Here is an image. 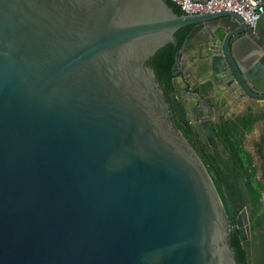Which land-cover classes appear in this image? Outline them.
I'll return each mask as SVG.
<instances>
[{
  "label": "water",
  "instance_id": "1",
  "mask_svg": "<svg viewBox=\"0 0 264 264\" xmlns=\"http://www.w3.org/2000/svg\"><path fill=\"white\" fill-rule=\"evenodd\" d=\"M187 25L168 96L150 59ZM196 37L194 73L182 58ZM231 93L264 101V15L248 26L167 0H0V264H240L175 120L206 142ZM235 221L250 257L248 210Z\"/></svg>",
  "mask_w": 264,
  "mask_h": 264
},
{
  "label": "trees",
  "instance_id": "2",
  "mask_svg": "<svg viewBox=\"0 0 264 264\" xmlns=\"http://www.w3.org/2000/svg\"><path fill=\"white\" fill-rule=\"evenodd\" d=\"M167 2L177 14H183V10L176 3L171 0H167ZM193 28L194 25L180 28L176 33L178 44H167L150 59V64L155 68L168 96L174 91L172 69L176 62V55ZM191 44L192 41L187 44V49L191 47ZM263 117L264 111L261 114H254L249 111L236 118L221 120L216 125L215 133L218 141L223 145L224 151L222 154L217 151L215 155L208 153L206 144L199 139L198 133L191 124L183 125L175 118L178 128L190 141L206 165L219 191L226 212L233 221L244 204L248 202L252 204L253 216L258 207L262 206L264 183L257 178L258 168L253 162V157L244 148V137L253 128L258 118ZM223 156L226 158L223 159ZM216 159H220L225 168L217 163ZM230 241L236 250L237 259L245 258V251L242 249L240 239L233 231Z\"/></svg>",
  "mask_w": 264,
  "mask_h": 264
},
{
  "label": "crops",
  "instance_id": "3",
  "mask_svg": "<svg viewBox=\"0 0 264 264\" xmlns=\"http://www.w3.org/2000/svg\"><path fill=\"white\" fill-rule=\"evenodd\" d=\"M199 36V35H198ZM200 36H202V35H200ZM200 48L197 46V44L195 43V42H192V44H191V47H189L187 50H186V52H185V54H184V56H183V58H182V63H183V65H185V67H188V68H191L192 70H194V73H196V70H195V63L197 62V60H198V53L200 52V50H199ZM204 53H205V49H204ZM196 75V74H195ZM226 95V93H224V96ZM232 95V96H231ZM228 96V98H231L232 100H231V105H233V104H235L234 106H232L229 110H228V112H226V114H221V116L220 117H217V114L216 113H214L213 114V116H212V119H214L215 121V128H216V125L221 121V120H223V119H227L228 118V115H231L230 113L232 112V111H234L235 110V108H237V110H239L242 106H244V105H246V101H245V99L244 100H242V101H237V102H235V101H233V99H235L234 98V96H236V94L235 93H231L230 95L228 94L227 95ZM237 97V96H236ZM250 100V99H249ZM253 100V99H252ZM249 102V101H248ZM247 102V105H249L250 103H248ZM254 102V104L253 103H251V104H253V105H256V106H259V109H257V110H255L254 108H253V105H250L249 106V108H248V111L246 112V113H248L249 111H252L254 114H261L263 111H264V101H258V100H255V101H253ZM220 114V113H219ZM245 113H243V114H240L239 116H242V115H244ZM222 116H224V117H222ZM219 120V122H216V121H218ZM209 134H210V132L208 133V136H209ZM260 139H264V117L263 118H258V120L256 121V123L254 124V126H253V129H252V132L249 134V136H248V139L246 140V142H244V148H245V150L253 157V162H254V164L256 165V167L259 169V168H261V164L263 163V160H262V158H264V157H262V155L264 156V149H263V151L261 152V151H259V153H260V155L258 156V155H256V153H255V143L257 142L258 144H260V145H264V144H262L259 140ZM262 199H264V189H263V191H262ZM261 199V200H262ZM262 209H263V207H262Z\"/></svg>",
  "mask_w": 264,
  "mask_h": 264
},
{
  "label": "built area",
  "instance_id": "4",
  "mask_svg": "<svg viewBox=\"0 0 264 264\" xmlns=\"http://www.w3.org/2000/svg\"><path fill=\"white\" fill-rule=\"evenodd\" d=\"M184 14L199 15L219 11L238 13L248 26H254L264 15V0H171Z\"/></svg>",
  "mask_w": 264,
  "mask_h": 264
},
{
  "label": "flooded vegetation",
  "instance_id": "5",
  "mask_svg": "<svg viewBox=\"0 0 264 264\" xmlns=\"http://www.w3.org/2000/svg\"><path fill=\"white\" fill-rule=\"evenodd\" d=\"M198 37H200V35L198 36ZM198 37H196V39H197V41H196V44H197V46L199 47V44L198 43H200V41L198 40ZM195 39V40H196ZM244 100V99H243ZM247 99H245V101H246ZM194 102H195V100L194 99H191V101H190V104H194ZM233 105H235V104H233ZM231 106L232 105H230V107H229V109L231 108ZM223 112V111H222ZM228 112V111H227ZM226 113V112H225ZM218 114H219V112H218ZM188 120H190V118H188ZM208 137V136H207ZM209 137H210V134H209ZM200 139V138H199ZM207 139V138H206ZM248 139V138H247ZM246 139V140H247ZM201 140V139H200ZM202 141V140H201ZM202 142H204V141H202ZM204 144H207L206 142H204ZM263 149H264V145H260L259 144V151H263ZM264 154V153H263ZM262 157H264L263 155H262ZM262 160H263V163L261 164V168H259V169H257V178L259 179V180H261L262 181V183H264V158H262ZM258 170L260 171L261 170V174H262V178L259 176V174H258ZM247 209L248 210V217H249V223H250V226H249V228L247 229V228H245V226H244V228H245V236H246V241L249 243V245H250V252H251V256L250 257H248V255H247V252L243 249V247H242V249L245 251V258H241L240 257V259H237L238 260V262L240 263V264H254V261L255 260H262L263 259V252H261L260 251V249H257L256 250V252H254V248H255V246H254V244L253 243H250L251 242V240H252V232L253 231H256V229H263V226H264V224H263V222H262V220H261V216L260 217H254L253 216V206H252V204L250 205V202H248V203H246V204H244V206H243V208L240 210V211H238V213L235 215V220H236V218H238L239 216H240V214H241V211L243 210V209ZM263 211V210H262ZM233 221L232 222V224H231V232L233 231V233L234 234H237L238 235V237H239V239H240V242H241V246H242V233H240V232H236L238 229H239V227H238V225H237V223H236V221ZM263 232V231H262ZM262 235H263V238H264V232L262 233ZM254 252V253H253ZM259 254V257L258 258H254V255L255 254ZM236 257H237V254H236Z\"/></svg>",
  "mask_w": 264,
  "mask_h": 264
},
{
  "label": "rangeland",
  "instance_id": "6",
  "mask_svg": "<svg viewBox=\"0 0 264 264\" xmlns=\"http://www.w3.org/2000/svg\"><path fill=\"white\" fill-rule=\"evenodd\" d=\"M196 41H197V39L196 40H194L193 42H195L196 43ZM249 101V102H248ZM253 101H255L254 99L252 100V99H247L246 100V105H244V106H242L239 110H237V108H235V110L234 111H232L230 114L231 115H228V118L227 119H232V118H236V117H238L240 114H243V113H246L247 111H248V108H249V106L250 105H253L254 104V102ZM247 102L248 103H250L249 105H247ZM251 103H253V104H251ZM230 105H231V102H230ZM232 106H234V105H232ZM231 106V107H232ZM253 108L255 109V110H257V109H259V106H256V105H253ZM214 113H216L217 114V117H220L221 115L220 114H218V112H214ZM224 114V113H223ZM222 114V115H223ZM226 114V113H225ZM211 116H213L212 114H211ZM222 117H224V116H222ZM178 119V118H177ZM178 121L181 123V124H183L184 125V123H182L179 119H178ZM213 121H215L214 119H213ZM216 122H219V120L218 121H216ZM215 123V122H214ZM220 123V122H219ZM215 125V124H214ZM253 129V128H252ZM252 129L245 135V137H244V142H246V139L248 138V136H249V134L252 132ZM206 149H207V151H208V153H210V154H213V155H215L216 154V152L218 151V153H220V154H222L223 153V151H224V147H223V145L218 141V139H217V136H216V133H215V131L212 129V130H210V137L208 136L207 137V139H206ZM226 157L225 156H223V159H225ZM217 161V163H219L223 168H225V166L223 165V163H222V161L219 159H216ZM262 172H261V170L259 171L258 170V174H259V176L262 178V174H261ZM262 206H260V207H258V209H257V211H256V213L254 214V217H256V216H258V217H260L261 215H262Z\"/></svg>",
  "mask_w": 264,
  "mask_h": 264
}]
</instances>
